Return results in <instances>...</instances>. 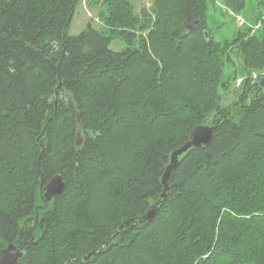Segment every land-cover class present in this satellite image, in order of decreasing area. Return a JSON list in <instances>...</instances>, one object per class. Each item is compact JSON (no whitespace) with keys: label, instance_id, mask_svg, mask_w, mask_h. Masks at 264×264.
I'll return each instance as SVG.
<instances>
[{"label":"trees","instance_id":"16d2710c","mask_svg":"<svg viewBox=\"0 0 264 264\" xmlns=\"http://www.w3.org/2000/svg\"><path fill=\"white\" fill-rule=\"evenodd\" d=\"M79 2L0 0V251L21 249L15 264H264V20L220 42L215 0H96L107 31L72 35ZM223 4L256 20L264 8ZM197 125L212 139L178 157L162 197ZM57 174L64 190L45 202Z\"/></svg>","mask_w":264,"mask_h":264},{"label":"rangeland","instance_id":"374dc122","mask_svg":"<svg viewBox=\"0 0 264 264\" xmlns=\"http://www.w3.org/2000/svg\"><path fill=\"white\" fill-rule=\"evenodd\" d=\"M130 1L133 4L135 12H139L142 7H146L150 10L149 8L153 0ZM103 10H105V8L102 6L101 2L98 3L96 0H80L70 24L69 34L75 35L80 33L88 22H91L92 26L96 29L106 32V27L99 16ZM247 12H242L241 14L233 13L224 6L223 0H215L212 8H209L208 11L207 36L210 34L213 39L223 42L225 39L229 40L237 29L249 27L252 31L258 30L264 20V8L261 9L260 20H256L250 11ZM192 26L193 25H189V28ZM113 47L117 50H121L124 48V44L119 39H114ZM232 72L233 68L229 66L225 67L224 75L226 77H232ZM261 74L264 75V71ZM252 75L253 78H257L259 74L254 72ZM242 79L243 77H237L236 80L233 81L229 78L228 83L233 87H238ZM232 93V90L229 92L221 91L222 100H226V102L231 101L233 98Z\"/></svg>","mask_w":264,"mask_h":264},{"label":"water","instance_id":"95a60500","mask_svg":"<svg viewBox=\"0 0 264 264\" xmlns=\"http://www.w3.org/2000/svg\"><path fill=\"white\" fill-rule=\"evenodd\" d=\"M213 127L210 125H197L190 132L187 141L181 145L179 148L175 149L170 156V162L166 166L164 174L162 176L163 184V193L162 197L166 196V190L168 187V180L173 169L176 167L178 162V157L185 153L188 149L192 147H200L208 145L212 139ZM82 142L80 128L78 125L76 133V145L80 146ZM65 182L63 181L60 174L53 176L43 187H41V194L45 202L52 200L55 196L61 194L64 190ZM159 211L158 206H151L145 214L142 216L132 218L124 221L116 231H114L112 238H114L118 232H122L124 229L131 226L143 225L147 222H150L157 215ZM91 254H94V251L88 253L86 258ZM22 255L21 249L17 248L14 243H9L5 248L0 251V264H15L18 258Z\"/></svg>","mask_w":264,"mask_h":264}]
</instances>
